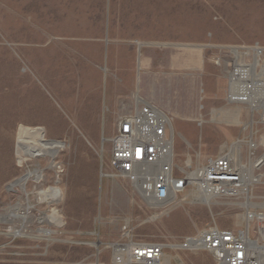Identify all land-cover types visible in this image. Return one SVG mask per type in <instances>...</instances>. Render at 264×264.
I'll use <instances>...</instances> for the list:
<instances>
[{
    "label": "rangeland",
    "instance_id": "rangeland-1",
    "mask_svg": "<svg viewBox=\"0 0 264 264\" xmlns=\"http://www.w3.org/2000/svg\"><path fill=\"white\" fill-rule=\"evenodd\" d=\"M89 2L93 6V1ZM180 6L196 9L197 25L200 26L198 31L210 19L214 26L212 30L206 27L205 38L194 43L201 45V48H181L184 56L186 53H199L197 60L200 66L197 65L196 71L182 70L180 74L213 77L198 79L195 85L192 80H182L180 92L166 101L167 107L180 115L178 119L172 118L178 163L182 165L185 154L199 153L201 158L215 155L231 141L247 138L250 134L260 141L259 149L264 154L263 109L256 108L250 112L247 105L227 102L228 75L234 66L251 65L253 49L260 51L257 52L259 63L253 70L252 78L259 76V66L264 64V0H181ZM98 14L82 16V23H98L101 17ZM12 18L0 15V43L4 40L11 43L14 38L15 44L10 48L20 51L28 44L25 24L28 17H15V24ZM33 19L38 28L49 27L56 36L60 16H37ZM19 20L24 23L22 27ZM13 30L16 31L15 36ZM52 41L53 45L55 40ZM231 48H236L237 54ZM205 59L208 62L206 66L203 64ZM18 71L20 75H27V62L21 60ZM218 77L223 79L222 85ZM259 79L264 87V77ZM2 83L0 81V107L14 112L0 120V264H109V246L118 238L120 226L126 218L136 221L133 226L138 238L155 243H175L208 222L210 217L206 209L186 206L155 223L141 224L139 221L148 213L141 207L134 189L124 181L100 179V170L106 168L109 155L107 141L112 137L115 126L111 123L103 128L87 129L95 133V141L85 135L83 128L67 122L63 113L54 114L58 121L54 123L60 125L29 127V123L37 125L45 118L44 94L35 97L38 101L37 111H30L28 96L23 94L27 91V82L21 79L18 87L12 86L13 81H5V85ZM19 91L20 95L12 94ZM154 98L163 100L159 95ZM234 109L236 114L232 113ZM215 116L218 121H214ZM192 117L195 119L189 120ZM198 121H202V126H198ZM219 121L221 123H217ZM249 121H252V127L243 129V125ZM10 123L20 125L11 127ZM24 128L42 129L46 141L64 144L56 153L51 170L47 169V156L30 159L16 154L15 140ZM34 169L42 172L40 184L28 180L24 191L10 187L14 180ZM260 173L263 184L254 190L253 195L264 203V166ZM41 190L54 191L58 198L54 202L40 201L37 195ZM218 211L221 212L217 217L220 226L234 225L235 211L213 209L214 213ZM52 213L60 217L57 223L41 221ZM16 215L25 216V222ZM17 230L20 236L8 235ZM41 230L53 231L51 240L48 241L47 236L40 233ZM92 232L96 235H90ZM90 243H96L97 248L90 246ZM167 255L178 256L181 264H213L211 257L205 253L170 251ZM170 264L178 263L170 261Z\"/></svg>",
    "mask_w": 264,
    "mask_h": 264
},
{
    "label": "crops",
    "instance_id": "crops-1",
    "mask_svg": "<svg viewBox=\"0 0 264 264\" xmlns=\"http://www.w3.org/2000/svg\"><path fill=\"white\" fill-rule=\"evenodd\" d=\"M180 3L181 0H0V15L12 16L14 24L15 17H28L27 46L20 51L11 49L14 38L11 43H0V81L2 85L13 81V87H18L21 79L26 81L27 91L23 94L28 96L30 111H37L35 97L44 94L45 118L37 125L29 123V127L60 125L54 123V114L63 113L67 122L83 128L93 141L95 133L87 129L111 123L115 126L118 117L129 114L138 104L153 103L178 119L180 115L168 108L166 101L180 92L181 81L192 80L195 85L198 79L213 77L180 75L182 70L196 71L200 66L199 53L184 56L181 48H201L194 43L205 38L206 27L212 30L214 26L210 19L198 31L196 9L181 7ZM96 13L101 16L98 23H82V16ZM37 16H60L55 37L53 29L38 28L33 19ZM23 25L20 21V27ZM12 32L15 36L16 31ZM21 60L27 62V75L19 74ZM218 79L222 85L223 79ZM156 95L163 100L155 99ZM12 112L0 107V120ZM85 135L82 134L91 143Z\"/></svg>",
    "mask_w": 264,
    "mask_h": 264
},
{
    "label": "built area",
    "instance_id": "built-area-1",
    "mask_svg": "<svg viewBox=\"0 0 264 264\" xmlns=\"http://www.w3.org/2000/svg\"><path fill=\"white\" fill-rule=\"evenodd\" d=\"M238 85L228 82L227 102L246 105L245 96L230 97L239 92ZM107 142L109 155L100 179L124 181L134 189L148 213L141 224L155 223L186 206L206 209L210 217L203 227L175 243L141 240L134 233L136 221L126 218L109 246V264H163L170 251L205 253L213 264L264 261V203L253 195L263 184L260 141L252 136L237 138L212 156L185 154L180 165L172 117L157 105L145 103L118 117ZM213 209L235 211L241 222L220 226L217 217L222 210L214 213Z\"/></svg>",
    "mask_w": 264,
    "mask_h": 264
},
{
    "label": "bare ground",
    "instance_id": "bare-ground-1",
    "mask_svg": "<svg viewBox=\"0 0 264 264\" xmlns=\"http://www.w3.org/2000/svg\"><path fill=\"white\" fill-rule=\"evenodd\" d=\"M231 51L237 54L236 48H231ZM259 51L260 49H253L254 57H253V63L251 65L243 66L242 64L241 65L236 64L228 75L229 85H232L233 82L234 83L237 82V85L239 84L238 90H237L239 92H232L230 94V97H232V95L245 96L247 98L246 105L249 108L250 112L251 110H255L256 108H262L264 112V87L261 86L262 81H260L259 79L261 76L264 77V64H261L259 66L261 68V72L259 76H255V78L254 77L252 78V75H254L253 70L259 63L257 59V52ZM248 83L250 84V86L248 85ZM234 88H232V91L234 90ZM238 93H241V94H238ZM234 110L232 111V113L236 114L237 111L236 110L234 111ZM262 117L263 119L262 118L261 119L262 121H264V115ZM213 119L214 121H218L216 116L213 117ZM217 123H221V122L219 121ZM251 123L252 121H249L248 123L244 124L243 129H246L247 126L252 127ZM63 147H64V144L61 142L48 141V140L46 141L44 139L42 129H39V128H24L21 134L15 140V151L17 155L25 156L30 159H37L40 157L47 156V158L49 159L47 169H50V170L54 167L53 161H54L56 153ZM41 173L42 172L38 169H34L29 172L27 171V173L17 178L16 180H14L10 184V187L12 188L18 187L19 189L24 191L28 180H33L35 183L40 182V179L42 177ZM260 178H262V175H260ZM37 196L40 201H44V202H54L58 198V195L54 191L45 192L41 190L38 192ZM16 216L21 218L22 222H25V216H22V215H16ZM59 218L60 217L57 214L52 213L42 218L41 221H50L53 223H57ZM236 222L237 223L241 222V216L239 215L236 216ZM40 233L47 236L48 241L51 240V235L54 234V232L51 230H41ZM8 235L15 237V236H20L21 233L20 231L17 230V231L8 233ZM90 235H96V233L92 232L90 233ZM90 246H92L93 248H97L96 243H90ZM170 261L177 262L178 264H181L182 262L178 256L172 257L171 255H166L164 258L163 264H170ZM261 264H264V261H262Z\"/></svg>",
    "mask_w": 264,
    "mask_h": 264
}]
</instances>
